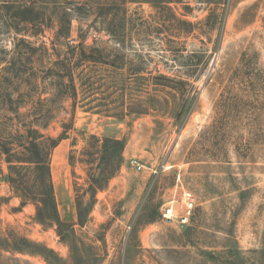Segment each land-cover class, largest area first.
<instances>
[{
  "label": "rangeland",
  "instance_id": "1",
  "mask_svg": "<svg viewBox=\"0 0 264 264\" xmlns=\"http://www.w3.org/2000/svg\"><path fill=\"white\" fill-rule=\"evenodd\" d=\"M31 126L66 131L50 157L59 229L4 178L1 148ZM90 136L123 146L95 192L88 174L117 160L90 158ZM184 191L189 223L164 221ZM4 238L24 253L0 264H264V0H0Z\"/></svg>",
  "mask_w": 264,
  "mask_h": 264
},
{
  "label": "trees",
  "instance_id": "2",
  "mask_svg": "<svg viewBox=\"0 0 264 264\" xmlns=\"http://www.w3.org/2000/svg\"><path fill=\"white\" fill-rule=\"evenodd\" d=\"M70 83L73 84L72 77ZM73 86V85H72ZM48 127L47 123L41 125V129L45 130ZM66 131H63L57 138L52 139L44 136L39 129L34 127L26 128L20 134V144L17 154L22 155L23 158L12 161L11 154H16V149L10 147L1 148L2 154L5 156V163L7 164V173L4 178L13 192L20 200V208L28 204L35 206V218L40 224L56 225L57 228L63 226L57 210V204L54 196V185L50 169L51 152L59 143L66 139ZM91 144V145H90ZM93 149L101 146L105 150L104 154L112 150L111 158H108L109 164H114V169L109 176H104V171L100 172L101 176L96 177V173H89L87 182L90 184L89 188L94 192L100 189V184L105 180L108 181L119 170L121 163L122 143L118 140L99 139L95 136H90L85 150L90 158L96 156L97 152H88L89 148ZM97 150V149H96ZM28 156V159H26ZM106 159V157H102ZM78 222L82 224V217L80 213L79 201H77ZM23 243L27 240L22 239ZM18 252L24 253L17 243H11L7 238L0 241V252Z\"/></svg>",
  "mask_w": 264,
  "mask_h": 264
},
{
  "label": "built area",
  "instance_id": "3",
  "mask_svg": "<svg viewBox=\"0 0 264 264\" xmlns=\"http://www.w3.org/2000/svg\"><path fill=\"white\" fill-rule=\"evenodd\" d=\"M130 166L137 171H141L144 166L137 160H130ZM194 202L192 194L184 191L181 196V201L173 200L167 203L161 211V217L166 222H178L181 225H187L192 217ZM179 211H181L179 213Z\"/></svg>",
  "mask_w": 264,
  "mask_h": 264
}]
</instances>
